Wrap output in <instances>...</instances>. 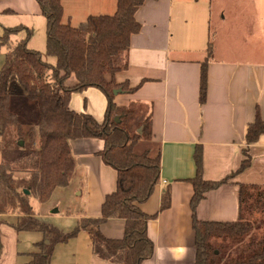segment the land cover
Returning a JSON list of instances; mask_svg holds the SVG:
<instances>
[{
    "label": "crops",
    "instance_id": "obj_1",
    "mask_svg": "<svg viewBox=\"0 0 264 264\" xmlns=\"http://www.w3.org/2000/svg\"><path fill=\"white\" fill-rule=\"evenodd\" d=\"M208 5L209 0H146L136 15L142 28L131 39L128 68L108 77L115 84L127 83L134 89L132 93L119 91L115 102L138 109L142 122L151 118L150 142L159 147L161 156L160 184L140 204L148 215L157 214L148 222V236L155 244V252L142 264H195L190 205L194 188L188 181L196 175L195 150L198 146L202 148L204 179H224L235 173L244 159L246 131L248 124L254 122L257 109L264 118V64L259 61L262 55L258 54H249L247 61L212 57L208 64L206 101L200 103L201 69L210 44ZM63 7L65 18L66 4ZM86 7L92 13H112L116 0H82L75 9L83 12ZM9 12L42 15L36 0H0V15ZM32 42L33 38L29 46ZM10 93V111L19 119L30 150L13 151L9 158L6 151L0 164L6 163L14 170L37 171L40 153L28 133L39 123L38 102L26 97L22 89ZM70 107L90 113L102 122L107 99L100 90L90 88L74 93ZM71 145L77 162L76 177L68 187L54 191L42 205L46 212L41 215L51 217L48 212L56 206L54 196L62 194L63 206L57 214L62 211L63 215L74 217L76 224L81 217H100L105 197L116 190L117 173L98 156L104 147L101 139H77ZM146 148L152 153L150 147ZM249 153L251 166L208 192L199 203L195 212L199 220L258 222L264 219V134L250 146ZM242 184L254 186L247 196L240 194ZM167 188L171 192V206L160 211L162 194ZM101 230L108 238L121 239L124 221L110 219L102 224ZM212 243L228 251L241 241L224 237L214 238ZM91 262L102 264L94 256Z\"/></svg>",
    "mask_w": 264,
    "mask_h": 264
},
{
    "label": "trees",
    "instance_id": "obj_2",
    "mask_svg": "<svg viewBox=\"0 0 264 264\" xmlns=\"http://www.w3.org/2000/svg\"><path fill=\"white\" fill-rule=\"evenodd\" d=\"M36 1L46 20V54L56 62H47L39 50L29 46L32 28L23 25L3 28L0 48L5 46L7 50L5 64L0 70V137L5 136L9 128L23 136L20 121L9 108V80L16 74L23 94L38 102L39 123L28 135L39 150L40 166L37 171H32L14 170L8 164H0V217L15 214L18 216L15 229L42 234L43 239L36 243L39 251L30 254L29 264H49L55 247L77 238L82 231L89 235L92 254L102 264H142L155 252V244L148 236V222L157 214L148 215L140 204L146 202L160 184L161 156L159 152L135 150L138 143L152 140L151 118L142 122L138 109L117 105L116 90L132 93L134 89L127 83L115 84L108 77L128 68L131 39L142 28L136 15L146 0H117L114 13L90 15L78 26L63 21L62 0ZM21 32L25 37L14 40ZM211 47L209 44L201 69V104L206 101L208 64L213 57ZM90 88L100 90L107 99L102 122L90 113L77 112L70 107L74 93ZM263 134L264 118L257 109L254 122L248 124L247 146L240 167L217 181L204 179L202 148H196V175L187 179L194 188L190 205L195 232V264H264V237L256 238L254 245L252 240L245 242L257 228L264 226V219L258 222L201 221L195 215L197 206L208 192L228 183L230 178L251 166L249 148ZM77 139H101L104 142L98 156L116 171L117 183L116 190L105 197L100 217H81L73 231L64 233L36 215L31 197L35 195L41 204H45L56 189L68 187L73 182L77 162L71 144ZM253 188L242 184L240 194L247 196ZM170 206L171 192L167 188L162 194L160 211ZM110 219L124 221L121 239H111L103 234L101 226ZM224 237L241 243L228 251L215 247L212 240Z\"/></svg>",
    "mask_w": 264,
    "mask_h": 264
},
{
    "label": "rangeland",
    "instance_id": "obj_3",
    "mask_svg": "<svg viewBox=\"0 0 264 264\" xmlns=\"http://www.w3.org/2000/svg\"><path fill=\"white\" fill-rule=\"evenodd\" d=\"M80 2L82 0H62V3L67 6V15L63 19L65 23L78 26L90 14H102V12L92 13L93 11L88 7L83 12L80 8L75 9L77 5H80ZM71 5H74V8H71ZM208 7L210 10L208 18L210 23L209 43L212 45L213 58L216 60L247 61L249 54H258L262 55L259 61L264 64V0H209ZM45 21L41 14L5 13L0 15V35L3 34L4 27L23 25L32 28L34 42L30 44V47L34 46L42 53L47 62L55 64V58L46 54ZM24 37L25 33L21 32L13 39L20 40ZM6 50L5 46L0 48V70L5 64ZM8 89L9 92L18 89L23 90L16 74L11 75ZM24 135L20 137L13 128H9L6 135L0 137V162L4 159L6 151V158H9L10 154L14 153L13 151L30 150L29 140L27 135ZM22 143H25V145L21 146ZM146 147H150L153 154H157L159 151V147L150 141L141 142L136 146V151L142 152L147 149ZM62 198V194H55L54 202L56 206L51 207L48 212L52 215L51 217L41 215L46 211L42 209L43 204L39 202L37 196L33 195L31 197V204L42 221L57 226L64 233H69L74 230L77 223L75 224L74 217H67L62 214V211L60 215L55 213V210H61L63 206L64 199ZM17 220L18 216L15 214L0 217V264H29L32 260L30 254L39 251L36 243L43 239L42 234L18 231L14 227ZM88 237L89 235L84 232L83 236L77 237L66 244L57 245L49 264H94L91 262L93 254L90 237ZM259 237H264V226L257 228L251 239H247L245 242L248 243L249 240ZM255 243H252V245Z\"/></svg>",
    "mask_w": 264,
    "mask_h": 264
},
{
    "label": "water",
    "instance_id": "obj_4",
    "mask_svg": "<svg viewBox=\"0 0 264 264\" xmlns=\"http://www.w3.org/2000/svg\"><path fill=\"white\" fill-rule=\"evenodd\" d=\"M119 91H120V90H116L114 93H115V94H118ZM116 121H119V119L116 118ZM138 132H139V133H142V129H139ZM26 193L28 194V191H27ZM57 212H58V210H55V213H57Z\"/></svg>",
    "mask_w": 264,
    "mask_h": 264
}]
</instances>
